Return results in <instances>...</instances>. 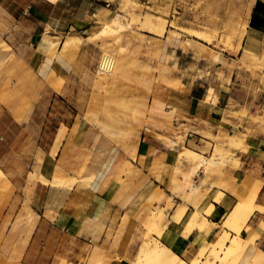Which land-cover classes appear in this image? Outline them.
<instances>
[{
  "label": "crops",
  "instance_id": "crops-1",
  "mask_svg": "<svg viewBox=\"0 0 264 264\" xmlns=\"http://www.w3.org/2000/svg\"><path fill=\"white\" fill-rule=\"evenodd\" d=\"M123 1L30 0L23 4L20 0H17L18 3L16 0H3L0 4V26L10 34L8 42L15 49V58L9 68L15 70L13 76L22 73L30 84H34L20 93L15 105V100L11 101L9 108L6 106L10 101L8 94L7 100L3 98L4 102L0 98V172L4 175L0 182V257L11 254V261L7 264H89L96 247L106 252L102 264H132L124 258L127 244L147 213L157 207H167V200L159 203L154 199L164 193L173 200V207L167 211L168 225L161 241L187 261L196 255L201 258L202 252L209 250L222 234V224L237 203L233 191L239 190V181L244 180L249 188L258 186L259 193L254 203L264 204L262 121V124L252 126L256 127V134L248 135L242 131L246 137L241 141V149L234 151L233 159L238 164L228 175L229 190L219 188L218 193H208L198 207L187 204L166 189L171 184L176 153L182 149V144L174 142L171 147L165 141L168 132L165 130L167 121L163 118H160L161 129L151 127L147 133L143 132L134 157L113 155L103 167L98 166V181L90 187L66 188L40 181L33 188L28 185L29 177L30 181L34 177L38 155L43 156L40 174L45 180L53 181L58 160L52 155L56 138L48 150L43 148L42 142L56 99L70 95H63L52 86L46 92L41 87L47 81H54L52 71L58 67L47 55L49 51L54 55L58 48V43L50 39L56 37L53 35H66L69 38L62 43L64 52L68 55L76 53L82 45L78 42L90 37L95 24L110 20ZM12 2H16L17 6ZM248 27L243 48L247 47L256 55H262L264 0H255ZM86 46L90 47L84 43L83 48ZM161 52L163 59L176 58L178 65L185 70L183 75L175 79L178 87L159 85L155 92L167 106V113L174 114V124L179 123L189 130L187 144L194 140L198 148H204L210 141L206 134L217 136L219 132H234L236 128L223 124L219 113L231 101L239 103L241 107L247 105L253 115L262 112L264 91L259 95H248L243 88V80L236 86V80H239L236 74L230 77L229 82L214 85L205 77L197 78L196 73L202 70L201 64H196L192 56L184 52L178 40L168 36L162 40ZM55 74L58 76V72ZM6 75L3 73L0 76V94L5 93ZM259 75L262 78V74ZM210 87L214 89V96L207 102ZM31 112H34V117L29 120ZM63 125L72 133L81 128V122ZM72 137L75 141L79 140L76 135ZM155 165L162 166L158 179L148 170H152ZM108 175H115L114 181L106 183ZM217 197L218 201L215 199ZM258 200L261 204H258ZM25 207H29L30 211L19 214L10 229L11 210ZM196 211L204 214L203 217L206 215L204 218L213 227L209 234L196 229L182 237L180 231L185 228L189 216ZM35 216L30 227L29 220ZM259 224L252 218L242 238L254 235L257 241L255 245L248 246L246 252L233 255L231 264H249L252 260L250 253L257 250L264 252V231H258ZM7 227L10 233L6 231ZM116 239V245H113ZM11 246L12 253L9 251Z\"/></svg>",
  "mask_w": 264,
  "mask_h": 264
},
{
  "label": "rangeland",
  "instance_id": "rangeland-1",
  "mask_svg": "<svg viewBox=\"0 0 264 264\" xmlns=\"http://www.w3.org/2000/svg\"><path fill=\"white\" fill-rule=\"evenodd\" d=\"M20 1L26 4L30 0ZM109 1L115 2L117 0ZM16 2H12L13 5L15 4L14 6H17L18 2ZM2 3L3 0H0V4ZM241 6L242 0H124L111 19L121 15L122 17L125 16L123 21L126 24L132 23L131 27L119 34L123 39L122 42L127 45L126 51L124 53H117L118 57L125 56L127 58L129 56L127 58V75L125 77H119L121 79L120 85V81H118L119 83L115 81L114 83L116 84H114L112 80L109 85L101 86L102 88L98 84V79L100 78L98 74L101 68L100 63L105 54L102 47L109 44L111 45L110 49L115 50L117 47L115 44L116 37H102L92 41L88 38L87 40L79 41L78 43H82L79 51L68 55L64 52L62 43L69 37H66V35H53L56 37L50 40L51 42H57L58 48L54 55H51L50 51L47 55L51 61L53 59L55 65L57 63L58 69L56 68L52 71L54 81H47L41 87L45 92L48 87L52 86L60 93H63V95L64 93H70L68 96L64 95L56 99L54 108L49 114V121L45 128L44 140L42 142L43 148L48 150L52 144V140L56 138L52 155L58 160L53 180L55 179L56 173L60 171L67 178L75 179V184L72 187L78 186L79 188H84L94 185L98 181V177L96 176L98 166L103 167L105 162L108 161V158L113 155L134 157L138 151L137 147L143 132L146 131L147 133V129L151 127L161 129L162 123H160V118H163L167 121L166 129L164 127L163 129L168 132L165 141L167 143L169 142L168 145L170 146L174 145L172 144L174 142L182 144V149L176 153L177 160L171 172L170 178L172 180L171 184L166 188L167 191H170L172 195L179 196L186 203L193 196L191 192L193 187H188V190L180 191L175 190L173 186L174 180L180 182L182 174L188 173L191 169L189 159L185 156L187 155L185 154L187 150L198 152L202 156L201 161L203 166L196 167L189 179L193 184L196 183L202 186L201 201L210 192L218 193L219 188L229 190L228 175L232 168H237L238 164L233 159L234 151L241 149V146L235 148L229 146L230 136H234L243 142L246 136L242 131H245L248 135L256 134V127L252 126L258 125L259 123L262 124V122L264 123V116H261V114L264 115V108L262 112L253 115L247 105L241 107L239 103L231 101L219 113L223 119L222 123L236 128L235 131L231 133L219 132L217 136L206 134L210 139L209 143H206L204 148H198L194 140L187 144L186 135L189 130L179 123L177 125L174 124V114L167 113V106L158 98L155 88L159 85L178 87V82L175 79L185 73L183 67L178 65L176 58H162V40L168 36L169 38L178 40L184 52L191 55L196 64L197 62L201 64L202 70H198L196 73L197 78L205 77L211 81V84H216L224 81L229 82L230 77L236 74L239 79L236 80V86L241 84L242 82L240 81L243 80V88L248 95H259V93L264 91V53L262 55H256L254 53L256 55L255 60H245L244 52L248 48H243L242 46V49L237 51V41L233 45L228 43L227 36L230 28H227L226 25H233L236 27L234 29L236 31L239 29L237 31L239 34L243 32L242 23L240 25ZM111 19L95 24V28L89 35L98 33L105 24L110 23ZM148 19L153 22L154 27L152 29L142 24V22ZM190 33L198 34L201 38L198 39L190 36ZM0 35L1 40L9 45L10 48L7 51L11 56L9 60L0 66L1 76L3 73L7 74L11 72L9 65L15 58V49L8 42L11 39L10 34L4 28H1V26ZM15 36L17 35L15 34ZM84 43L90 45V47L86 46L83 48ZM0 50H4V48L0 46ZM58 56L62 58L59 59ZM135 65L136 67H134ZM194 68L198 69V67ZM191 69H193V66ZM56 72H58V76H56ZM259 73L262 74V78ZM122 78L126 79V81L122 80ZM257 82L260 84H257ZM33 86L34 84H30V81L23 77L22 73H18L17 75H12V79L7 84H4V91L8 92L6 91L8 88L10 91L12 90L11 93L14 91L15 93H19L18 91L21 93ZM20 87L22 90H20ZM208 96L206 101L210 102L214 96V89ZM215 103H217L216 100ZM109 110L110 113H107ZM137 112H142L143 114L139 115ZM134 114H137V117ZM29 116L30 120L34 117V112H31ZM112 118L116 122L115 120L112 121ZM234 120L237 122H234ZM74 122H81V128L75 133L67 129L58 142L60 127L63 124L70 126ZM73 135L78 136L79 140L75 141L73 139L74 137H72ZM85 157L87 158L85 159ZM42 158V155H38L37 157L34 167V179L32 178L33 180L30 181L29 177L28 185L30 187L32 186V188L39 181L43 184H50V182L46 183L43 181L44 178L40 174ZM211 159L224 162L218 167H214L210 163ZM102 167L101 169H103ZM148 170L158 179L162 172V166L155 165L152 170ZM90 177L93 178L91 181ZM114 178L115 175H108L105 182L109 183L114 181ZM244 183V180L238 182L239 190ZM51 185L56 186L53 183ZM211 188H214V190L211 191ZM239 190L233 191L237 202ZM154 199L159 203L167 200L169 204L164 209L157 207L155 210L147 213L141 225L137 228L134 237L128 242V250L124 258L132 264H137L138 257L141 256L139 250H141V247L146 242L152 243L157 240L158 243L166 245L164 241H161L164 231H162L161 235L155 230L147 234L145 232L144 221L153 212L162 213V224L165 230L168 225L167 211L173 207V200L167 197L165 193L159 198L154 197ZM257 202L261 204L260 200ZM250 205L256 206L255 203ZM262 208L264 210V204ZM17 210H11L10 229L19 214L27 213L30 211V208H22L16 214ZM253 219L255 222L261 224L264 222V214L256 213ZM212 227L213 225L210 224V230ZM8 230L7 227L6 231ZM225 231L224 224H222V234ZM134 241L135 243H133ZM133 244L134 248L132 249ZM12 246L10 250L8 249L11 253ZM259 251L262 250H257L255 253ZM105 253L104 251L100 264L103 262ZM196 256L188 260L190 261L189 263L183 257L181 258L187 264H190ZM111 258H108L107 262ZM3 259H5V262ZM10 261L11 254L10 256L0 257V264H7ZM252 261L253 259L249 264H255Z\"/></svg>",
  "mask_w": 264,
  "mask_h": 264
},
{
  "label": "bare ground",
  "instance_id": "bare-ground-1",
  "mask_svg": "<svg viewBox=\"0 0 264 264\" xmlns=\"http://www.w3.org/2000/svg\"><path fill=\"white\" fill-rule=\"evenodd\" d=\"M254 4H255V0H242L240 25L242 23L243 32L241 34L237 33V31L239 29L237 31L234 30V29H236V27H234L233 25H232L233 27L230 25H226L227 28H230V31L228 32V36H227L228 43L233 45L234 42L237 41V43H236L237 51L242 49L243 40L245 39L244 37L246 36V32H248L247 31L248 20L250 18L251 13H252V9H253ZM124 17H122L121 15H118L117 17L112 18L110 23L105 24L104 27L98 33H95L94 35H91L89 37V40H91V41L95 40V39L102 38V37H111V36L116 37L115 38V44L117 47L115 50L110 49L111 45H109V44L102 47L103 52L105 54L103 55V59L100 63L101 68L99 67L100 72H99L98 76L100 78L98 79L99 80L98 84L100 85V87L101 86L104 87L105 85H109L112 80H113L112 81L113 83L115 81L118 82L121 80V79H119V77L121 78V77H125L127 75V68H128L127 58L129 56L126 58L125 56L118 57V55H117V53H124L126 51V47H127V45L124 42H122L123 39L121 36H119V34H121V32H123L126 29H128L129 27H131V24H132V23L126 24L123 21ZM142 24L144 26H147L150 29H152L154 27L153 22L150 19L146 20L145 22H142ZM190 36H193V37L198 38V39L201 38L198 34H195V33H190ZM226 45H227V43H226ZM0 46H1V48H4V50H0V66H1L2 63L9 60L11 58V56L7 51V49H9L10 47L3 40H1V36H0ZM250 46H252V45L250 44ZM250 50L249 49L245 50V52H244L245 60H255L256 59V55ZM117 57H118V59H117ZM131 60H133V59L131 58ZM132 66H133V64H132ZM134 67H136V65ZM10 71L11 72L7 73V75H6L7 79L4 80L6 84L8 81H10V79H12V75L15 73V70H13V69H10ZM128 77H129V75H128ZM122 80L126 81V79H124V78H122ZM114 84H116V83H114ZM114 84H113V86H115ZM120 84H121V81H120L119 85ZM20 86L22 87V85H20ZM21 87H20V90H22ZM118 88H120V87L118 86ZM7 89H6V91H8V92L0 94V98L5 99L7 96H8L7 97L8 100L10 98V101L8 103L9 105H7L5 103L6 106L9 108V107H11L10 105H12V104H10V103H12L11 101H13V100H15L13 102V104L15 105L16 99H18L17 97L20 96V91H18L19 93H15V91L13 90L14 92L11 93L12 90L10 91L9 89L8 90ZM212 92H213V89L211 88L209 93L211 94ZM208 97H206V98H208ZM7 98H6V100H7ZM1 99H0V101H2ZM4 99L2 102H4ZM109 103H111V102L109 101ZM104 109H105V107H104ZM139 111H141V110H139ZM94 112H96V111H94ZM108 112L110 113V110L107 111V113ZM137 113L139 115L143 114L142 112H140V113L137 112ZM136 115L134 114V116H136ZM114 120L115 119H113L112 121H114ZM115 122H116V120H115ZM108 124H110V123H108ZM102 126L104 128L103 124H102ZM66 130H67V127L65 125L60 127V134L58 136L59 137L58 142L63 137V134L66 132ZM115 132H117V131H115ZM113 134H115V133H113ZM172 144H175V143H172ZM241 145H242V142L240 139H237L234 136H230L229 146L235 148V147H240ZM56 152H57V150H56ZM185 154H187L185 156L189 159V162H190L189 165H190L191 169L189 170L188 173L182 174L180 182H176L174 180L173 186H174L175 190H180V191H184L186 189L188 190V187H193V190L191 191L193 196H192V198L188 199L187 204L192 205L193 207H198V205L201 204V198H202V195H201L202 194V192H201L202 188L201 187L202 186L200 184H196V183L193 184L189 179L191 178L196 167L199 168V167L203 166V163L201 161L202 156L198 152H195L192 150H187V152ZM222 160H223V158H222ZM210 161H211L210 162L211 165L214 167H218L219 165H221L224 162V161L219 162L220 160L216 161V160H212V159ZM3 177H4V175L0 172V182L3 181ZM34 177H32V178L34 179ZM33 179H31V180H33ZM91 179H93V178L90 177V181H91ZM81 180H83V179H81ZM84 180H85V178H84ZM43 181H45L46 183L50 182V184L53 183L59 187H61V186L62 187H72L75 184V179L67 178L60 171H58L56 173L55 179L53 181H47L45 179ZM32 182H34V181H32ZM83 182H85V181H83ZM238 192H239L238 202L236 203L233 210L230 212L228 217H226L225 221L223 222L224 228L226 229L225 233L221 234L218 237V239L216 238L217 240L214 243H212L209 250H204L202 252V255H201L202 259L200 258V256H198V257L196 256L190 264H231L233 255L246 252L248 246L250 247V245L251 246L255 245L257 238L254 235H250L248 238L243 239L242 234L245 230H247L249 228V223L256 213L264 214V210L262 208V205H256L255 207L250 205V204H253L254 201L256 200L258 193H259V187L255 186V188H249L248 184L245 182L244 185L240 188V190ZM193 193H196V194H193ZM215 199H216V201H218V197ZM180 212L182 213V210ZM203 215L201 214L200 211H196L195 213H193L189 216V218L186 222L185 228H183V230L180 231L182 237L183 236L186 237L188 234L193 233L196 229H199V231L203 230V231H205V233L209 234L210 224L207 221V219L204 218L206 215L204 217H203ZM126 218H125V220H126ZM35 219H36V216L32 217L29 220V223H30L29 226L30 227L33 225V222ZM90 221H91V219H90ZM162 222H163L162 213H155V212L151 213L149 215V217L144 221L145 232L147 234H149L150 231L155 230V231H158L159 235H161L162 231H164V227H163L164 225L162 224ZM87 224H89V223L87 222ZM258 231H261V232L264 231V222H262L259 225ZM88 234H89V232H88ZM231 234H233V235H231ZM116 242H117V239L113 245H116ZM95 243H96V241H95ZM133 243H135V241ZM133 248H134V244L132 245V249ZM93 251L94 252H93V254H91L92 256L90 258V261L88 259L89 264H100V260L103 256L104 251L98 247H96ZM139 253H141V256L138 257V260L136 262L137 264H145V263L146 264H187V262L183 258L179 257L176 253H174L170 247H168L164 244L158 243L157 240L152 242V243L146 242L141 247V250H139ZM250 255L253 259L252 262H254L255 264H264V252H262V251H259L257 253L252 252V253H250ZM206 256H207V258L205 259Z\"/></svg>",
  "mask_w": 264,
  "mask_h": 264
}]
</instances>
